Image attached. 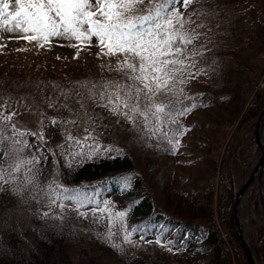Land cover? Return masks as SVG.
I'll return each mask as SVG.
<instances>
[{
    "label": "rangeland",
    "instance_id": "obj_1",
    "mask_svg": "<svg viewBox=\"0 0 264 264\" xmlns=\"http://www.w3.org/2000/svg\"><path fill=\"white\" fill-rule=\"evenodd\" d=\"M148 2L149 0H143L145 6ZM205 4V11H210V15L203 18V27L197 29L201 35L193 44L203 45L208 51L189 55L183 65H177L181 69L176 82L179 91L170 95L169 99L178 96L180 100L189 98L196 101L197 97L204 96L207 101H216V105H209L205 109L202 105H197L187 116L188 125L181 142L180 155L177 161L168 160L167 165L169 173L176 172L173 177L177 185L175 187L189 192H213V203L216 207L223 181L221 166L243 116L241 114L237 122H229L231 113L235 112L232 110L243 104L245 110L255 92L264 87V0H205ZM208 6H211L210 9ZM3 19L0 18V97L6 103L15 104V98L22 97L24 104L31 102L33 108L39 107L45 118L57 114L68 117L67 110L50 109L42 102L40 92L35 90L37 82L43 85L45 95H48L51 86L55 84L87 96L91 87L88 82L119 79L118 72L110 71L107 66L102 67V64L111 62L115 68L116 58L123 59V55L116 53L108 57L97 56L99 48L95 38H92V43L85 42L82 47L77 44L75 48L71 46L75 41L69 42L62 38H51L37 44L34 40H23V33L9 31L11 25L3 24ZM77 49L79 52L74 55ZM250 80H256V83L252 84ZM77 81L84 83L78 86L75 84ZM100 86L98 83L97 88L92 90L97 91ZM242 90L252 93L246 102L241 95ZM229 91L233 92L232 98L223 100ZM7 94L12 97L11 101L7 100ZM71 99L70 93L69 100ZM92 103L88 101V104ZM73 106L74 101L70 103V107ZM5 109L7 112V107ZM89 111L104 118L99 138L126 149L137 160L140 149L146 146L158 124L149 116L147 125L141 117L137 119V125L132 126L130 122L112 115L99 105L94 109L89 108ZM19 119L28 128H35L39 123V117L32 109L22 111ZM80 120L89 123L83 114L80 115ZM80 120L77 121L78 124ZM100 123L97 121L98 125ZM231 125L234 127H230ZM256 127L257 139L259 123ZM44 136L45 149L42 151L47 156V162L40 160L44 164L40 180L24 171L29 167L26 158L34 155L27 146L23 149L22 157L9 156L0 159V177H4V181L0 182V264H204L202 253L195 243L184 246V238H180L176 245L173 243V251L169 252L154 242L145 246L139 236H131L125 226L124 232L129 234L134 243L140 244V247L133 248L125 242L126 248L123 249L114 243L113 226L116 220L121 219L115 213L117 210H124V201L119 195H82L84 199L80 201L79 210L70 208L74 202L64 199V208H61V204L58 208L51 205L52 211L45 216L46 208L39 207L38 214V206L29 204L23 196L20 183H23L37 205L45 204L46 197L56 198V188L49 191L46 186H42L41 181L49 179L53 172L58 174L57 164L53 168L52 154L46 149L60 143L64 135L59 124L53 127L45 119ZM251 136L244 138V147L251 144ZM27 139L31 144L32 137L28 136ZM0 151H12L9 130L2 128ZM230 161L235 162L231 165V175L238 184L240 157H234ZM138 162L141 164V160ZM138 167L141 170V166ZM8 172L12 173L13 179H7ZM217 179L220 183L218 191L213 185V181ZM56 183L60 184V177ZM105 200L109 203L105 204ZM93 205L98 209L95 215L90 211ZM105 208L112 211L111 224L108 222V213L101 210ZM78 211L85 215L79 216ZM61 214L64 219H61ZM216 219L221 230L217 215ZM237 223L238 220L236 226ZM241 233L249 248L242 231ZM175 234L170 232L167 237L160 239L174 242ZM222 236L229 246L227 236ZM153 237L144 240L148 241ZM243 241L241 239L242 243ZM247 252L254 264L250 248ZM232 257L233 264H238L234 253Z\"/></svg>",
    "mask_w": 264,
    "mask_h": 264
},
{
    "label": "snow or ice",
    "instance_id": "obj_2",
    "mask_svg": "<svg viewBox=\"0 0 264 264\" xmlns=\"http://www.w3.org/2000/svg\"><path fill=\"white\" fill-rule=\"evenodd\" d=\"M205 7V0H149L147 6L143 4V0H14V3L12 0H0V18H4L3 24L11 25L9 31L23 33V40H34L40 44L51 38H62L69 42L75 41L71 44L75 48L77 44L82 47L85 42L92 43V38H95L99 48L97 56L108 57L116 53L123 55V59L116 58L115 68L111 62L102 64V67L107 66L110 71L118 72L119 79L88 82L91 87L87 96L55 84L51 86L48 95H45L43 85L37 82L35 90L40 92L42 102L50 109L67 110L68 117L57 114L45 118L39 107L33 108L31 102L24 104L22 97H16L15 104L6 103L5 99L0 97V128L10 130L9 139L12 145L11 153L0 151V159L9 156L22 157L23 149L27 146L34 155L26 158L29 167L24 171L40 180L44 169V164H41L40 160L47 162V156L42 151L45 149L46 139L45 119L53 127L59 124L64 135L61 143L48 146L46 149L52 154L53 168L57 164V155L64 160L65 167L70 168L72 164H78L81 160L107 156L111 150L110 145L101 148L99 140L103 116L89 111V108L94 109L99 105L112 115L130 122L132 126H136L137 119L141 117L145 125L149 116L157 122L160 121L161 115L167 117L180 103L178 96L169 99L170 95L179 91L176 82L181 69L177 68V65H183L189 55L208 51L203 45L193 44L201 35L197 29L203 27V18L210 15V11L206 12ZM210 7L208 6L209 9ZM78 52L79 49L74 55ZM83 83L75 82L78 86H82ZM98 83L101 85L99 90L93 91ZM11 99L10 94H7V100ZM73 101L74 106L70 107ZM88 101L93 103L90 105ZM29 109L39 117V123L35 128L24 126L19 119L21 112ZM186 112L187 109H184L183 113ZM81 114L89 123L80 120ZM97 121L101 123L98 125ZM28 136L32 137L31 144L28 143ZM89 139L91 143L87 152L76 151L82 141ZM6 177L8 180L13 179L11 172L6 173ZM58 179V174L53 172L51 177L42 180L41 184L49 191L53 188L60 189L65 194L62 199L74 202L69 207L79 210L80 201L84 199L79 188L71 189L62 183L57 184ZM3 181L4 177H0V182ZM17 196L19 198L18 193ZM46 201L45 204L38 205V214L39 207H45L44 215L47 216L52 211L51 205L56 204L55 197H46ZM104 203L108 204L109 201L105 200ZM64 207L65 205L61 203V208ZM101 210L108 213V222L111 224V209ZM90 211L95 215L98 211L97 206L93 205ZM77 214L85 215L80 211ZM115 215L120 217L123 223L125 213L117 210ZM61 219H64L63 214ZM131 229L140 234L139 240L145 246L154 242L162 249L173 251V242L161 240L158 234L153 239L145 241V226L133 224ZM124 241L133 248L140 247V244L129 238L127 232Z\"/></svg>",
    "mask_w": 264,
    "mask_h": 264
},
{
    "label": "trees",
    "instance_id": "obj_3",
    "mask_svg": "<svg viewBox=\"0 0 264 264\" xmlns=\"http://www.w3.org/2000/svg\"><path fill=\"white\" fill-rule=\"evenodd\" d=\"M249 82L255 84L256 80ZM232 93L229 91L223 100H230ZM242 93L245 102L252 94L251 91L243 90ZM203 97H197L196 101L189 98L180 100L175 110L168 113L167 117L161 115L146 146L140 149L138 160L126 149L107 143L101 138H99L101 148L105 145L111 146L107 156L81 160L78 164L66 168L64 160L57 155L60 183L67 188H79L82 195L109 194L122 197L125 216L122 218L123 223L121 219L115 221L112 238L114 243L123 249L126 248L125 226L131 236L135 237L140 234L133 232L131 226L140 224L146 227L144 239L157 234L159 238H164L170 232H175L173 242L175 245L180 238H184V246L195 243L202 253L204 264H233V253L237 257L238 264H252L237 230L236 220H238L244 240L251 250L254 264H264V163L240 199L237 216L235 215L237 193L249 180L262 156L256 142V126L259 123V137L264 146V87L255 92L245 110H243L245 104L232 110L235 112L231 113L229 122H237L242 113L243 116L221 166L223 181L216 207L213 203V192H189L175 187L177 185L173 177L176 172L169 173L167 165L168 160L177 161L180 155L181 142L188 125L187 116L197 105H202L203 109L209 105L215 107L216 101L213 102V99L207 101ZM184 109H187L186 113H183ZM248 135H252L250 137L252 142L244 147L243 140ZM90 143V139L82 141L76 151L87 152ZM218 151L219 149L216 150ZM237 156L240 157L238 184L231 175V165L235 162L230 161ZM140 160L141 164L138 162ZM20 185L23 196L29 204L37 207V202L23 183ZM64 195L56 188L55 208L60 206ZM223 234L227 236L229 246L223 239Z\"/></svg>",
    "mask_w": 264,
    "mask_h": 264
},
{
    "label": "water",
    "instance_id": "obj_4",
    "mask_svg": "<svg viewBox=\"0 0 264 264\" xmlns=\"http://www.w3.org/2000/svg\"><path fill=\"white\" fill-rule=\"evenodd\" d=\"M257 144H258V147L262 150L263 152V155L261 157V159L259 160L255 170L253 171V173L251 174V177L249 178V180L247 181V183L242 187L240 188L238 194H237V197H236V204H235V215L237 216V208H238V205L240 203V198L244 195L245 191L247 190V188L250 186L251 182L255 179L262 163H263V160H264V147L262 146L261 144V141H260V138L259 136H257ZM237 229L240 233V236H241V239L243 241V238H242V233H241V230H240V227H239V224L237 223ZM243 244L245 245V247L247 248V250H249V248L247 247V245L245 244V242L243 241ZM250 254V253H249ZM250 258H251V255H250Z\"/></svg>",
    "mask_w": 264,
    "mask_h": 264
},
{
    "label": "bare ground",
    "instance_id": "obj_5",
    "mask_svg": "<svg viewBox=\"0 0 264 264\" xmlns=\"http://www.w3.org/2000/svg\"><path fill=\"white\" fill-rule=\"evenodd\" d=\"M213 185L216 186V190L218 191L219 188H220V183H219V180L217 179L216 181H213Z\"/></svg>",
    "mask_w": 264,
    "mask_h": 264
}]
</instances>
